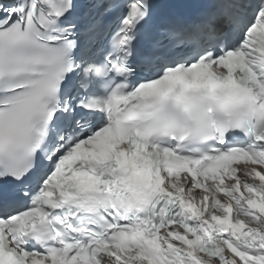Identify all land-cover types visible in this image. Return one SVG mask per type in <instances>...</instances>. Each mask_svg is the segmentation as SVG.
Here are the masks:
<instances>
[{"label": "snow or ice", "instance_id": "6c2138e0", "mask_svg": "<svg viewBox=\"0 0 264 264\" xmlns=\"http://www.w3.org/2000/svg\"><path fill=\"white\" fill-rule=\"evenodd\" d=\"M0 264H264V0H0Z\"/></svg>", "mask_w": 264, "mask_h": 264}]
</instances>
